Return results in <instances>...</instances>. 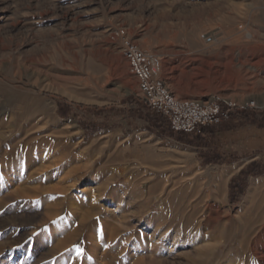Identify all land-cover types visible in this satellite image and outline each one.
<instances>
[{"label":"rangeland","instance_id":"374dc122","mask_svg":"<svg viewBox=\"0 0 264 264\" xmlns=\"http://www.w3.org/2000/svg\"><path fill=\"white\" fill-rule=\"evenodd\" d=\"M121 28L230 115L149 130ZM263 55L264 0H0V264H264Z\"/></svg>","mask_w":264,"mask_h":264},{"label":"built area","instance_id":"2783aa9c","mask_svg":"<svg viewBox=\"0 0 264 264\" xmlns=\"http://www.w3.org/2000/svg\"><path fill=\"white\" fill-rule=\"evenodd\" d=\"M110 35L120 42L122 56L137 80V95L148 108L164 116L173 131L194 133L199 127L219 123L230 115L234 106L220 98L176 97L159 76L160 56L140 48L122 28ZM202 38L207 43L213 41L210 34H203Z\"/></svg>","mask_w":264,"mask_h":264},{"label":"trees","instance_id":"16d2710c","mask_svg":"<svg viewBox=\"0 0 264 264\" xmlns=\"http://www.w3.org/2000/svg\"><path fill=\"white\" fill-rule=\"evenodd\" d=\"M66 108L67 107L65 105L59 104V113L62 116H67ZM148 109L149 110L144 113V119L147 120L148 123H149V126H148L149 130H152L153 127H157V128L160 129V133L161 134L168 133L170 136H173V137L175 136L178 141L187 142V143L191 142L189 137L187 136V133L173 131L170 128L169 124L166 123L165 117H163L160 114L155 113L150 108H148ZM241 114L245 118H248L251 123L257 125L259 128H264V111L260 112L259 119H255L254 118L255 117V112H241ZM101 126H102L101 124L93 125V129L101 128ZM202 130H205V129L202 128ZM174 133H177V134L174 135ZM200 139H202V137ZM200 139H198V140H200ZM252 168H253L252 165H249L246 169L242 170L241 171V176H243V177H246L247 175L256 176L257 174H259L261 172V170H254ZM235 183L236 182L233 179V181L230 184V188H229L230 189L229 197H230V199L232 201L235 200V198L233 197L234 196V192L236 190Z\"/></svg>","mask_w":264,"mask_h":264},{"label":"bare ground","instance_id":"6f19581e","mask_svg":"<svg viewBox=\"0 0 264 264\" xmlns=\"http://www.w3.org/2000/svg\"><path fill=\"white\" fill-rule=\"evenodd\" d=\"M248 47V46H247ZM264 56V55H263ZM252 58H255L256 56L255 55H252L251 56ZM259 59V60H258ZM262 61V60H261ZM260 62V56H259V58L257 57V60L254 62V63H252V64H250V66L251 67H256L257 65H258V63ZM242 63V62H241ZM240 64V63H239ZM261 64V63H260ZM259 66V65H258ZM242 67V66H241ZM244 67V66H243ZM248 67V66H247ZM254 69V68H253ZM236 168V166H232L231 167V170H230V172L233 170V169H235ZM229 173V171H225L223 174H228ZM223 174H221L219 177H218V179L219 180H222V178H223ZM221 182V181H220ZM263 182V179H258V180H255L254 182H252V186L251 187H253V189H255L256 188V186H258L260 183H262ZM259 190V189H258ZM261 190V189H260ZM251 191H253V190H251ZM255 191H256V189H255ZM250 193V192H249ZM217 212V211H216ZM218 215V214H217ZM225 217V216H224ZM223 218V217H222ZM230 221V220H229ZM264 226V225H263ZM262 226V227H263ZM261 231V230H260ZM260 238L261 239H263V244H264V232H262L260 235ZM258 236V237H259ZM260 241H262V240H260ZM252 242V241H251ZM261 244V243H260ZM257 247V246H256ZM255 248V247H254ZM259 251V250H258ZM253 253H255L254 251H253ZM257 254V253H256ZM260 254V253H259ZM263 256V255H262ZM258 257H260V255L258 256ZM263 259H264V256L262 257ZM264 262V261H263Z\"/></svg>","mask_w":264,"mask_h":264}]
</instances>
